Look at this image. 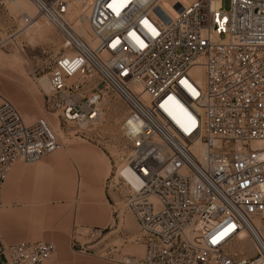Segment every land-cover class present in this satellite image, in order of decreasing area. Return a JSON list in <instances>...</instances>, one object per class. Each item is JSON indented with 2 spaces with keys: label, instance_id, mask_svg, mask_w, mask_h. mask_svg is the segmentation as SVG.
Listing matches in <instances>:
<instances>
[{
  "label": "built area",
  "instance_id": "built-area-1",
  "mask_svg": "<svg viewBox=\"0 0 264 264\" xmlns=\"http://www.w3.org/2000/svg\"><path fill=\"white\" fill-rule=\"evenodd\" d=\"M28 1L34 13L18 12L10 34L44 18L60 37L47 95L59 122L98 124L108 96L126 108L118 161L134 180L115 168L106 188L144 249L110 264H264V0H192L166 24L148 0ZM58 142L47 119L25 122L0 94V206L14 161L42 159ZM54 252L50 241L0 238V264H58Z\"/></svg>",
  "mask_w": 264,
  "mask_h": 264
},
{
  "label": "rangeland",
  "instance_id": "rangeland-1",
  "mask_svg": "<svg viewBox=\"0 0 264 264\" xmlns=\"http://www.w3.org/2000/svg\"><path fill=\"white\" fill-rule=\"evenodd\" d=\"M191 1L148 0L147 6L165 24ZM221 5L228 9L230 0H221ZM31 6L28 0H0V94L25 122L47 119L59 142L42 159L14 161L2 188L0 238L5 244L50 241L55 247L52 260L58 264H110L119 252L141 255L143 243L128 239L138 233L134 220L124 212L115 217L106 188V179L118 164L115 154L125 150L121 122L126 108L108 96L98 124L65 126L59 122L47 104L50 89L38 78H48L50 56L62 46L60 37L44 18L36 19L24 34H10L18 23V12L33 14ZM75 25L93 45L87 19L79 18ZM192 72L202 79L201 67ZM96 226L103 227L100 233ZM245 241L242 245L249 247Z\"/></svg>",
  "mask_w": 264,
  "mask_h": 264
},
{
  "label": "bare ground",
  "instance_id": "bare-ground-1",
  "mask_svg": "<svg viewBox=\"0 0 264 264\" xmlns=\"http://www.w3.org/2000/svg\"><path fill=\"white\" fill-rule=\"evenodd\" d=\"M28 3H29V5L31 6V4H30V2L28 1ZM187 4H189V3H187ZM186 4V5H187ZM217 4H219V0L217 1ZM186 5H184L183 7H182V9L186 6ZM31 7H33V6H31ZM157 7V6H156ZM33 9V8H32ZM158 9V8H157ZM181 9V10H182ZM180 10V11H181ZM34 11V10H33ZM179 11V12H180ZM178 12V13H179ZM172 19V18H171ZM170 19V20H171ZM43 20V19H42ZM169 20V21H170ZM168 21V22H169ZM166 24V23H165ZM78 31V30H77ZM82 35V34H81ZM8 37V36H7ZM10 37V36H9ZM12 37V36H11ZM82 37L84 38V40L85 41H87L90 45H92V43L91 42H89V40H87L83 35H82ZM91 38L93 39V37H92V34H91ZM5 40V39H4ZM3 40V41H4ZM2 42V41H1ZM0 42V43H1ZM38 81H39V83L45 88V89H50V85H49V80H48V78H47V76H41V77H39L38 78ZM49 122V121H48ZM28 123V122H27ZM50 123V122H49ZM50 125H51V123H50ZM51 127H52V125H51ZM53 128V127H52ZM202 149H203V147H202V145H199V146H197L196 147V150L197 151H199V152H201L202 151ZM115 155H118V156H120V155H123V152H121V153H118V154H115ZM33 162V161H32ZM13 165V164H12ZM117 165H119V166H117ZM116 165V172L117 173H119V174H123V176H125L127 179H129V180H131V181H133L134 179H132V174L130 173V171H129V169L127 168V166L126 165H124V164H121L119 161H118V164ZM9 174V173H8ZM124 213H126V212H124ZM126 214H128V213H126ZM129 215V214H128ZM130 216V215H129ZM121 217V216H120ZM131 217V216H130ZM132 218V217H131ZM133 219V218H132ZM120 221H122V220H120ZM118 222H119V220H118ZM121 224V223H120ZM96 227H98V226H96ZM137 227V226H136ZM98 228H100V229H103V227L101 228V227H98ZM97 231H99V230H97ZM242 238H243V236H244V234L243 233H241V235H240ZM138 238H140V235H139V232L136 234V235H132L131 237H129L128 239H130V240H133L132 242L134 243V244H137V243H141V241H139V240H137ZM23 241V240H22ZM47 241V240H46ZM18 242V241H17ZM15 243V242H14ZM144 249V248H143ZM128 254H131V253H128ZM131 255H135V256H137V257H141L142 255H143V252H142V254L141 255H136V254H131Z\"/></svg>",
  "mask_w": 264,
  "mask_h": 264
},
{
  "label": "crops",
  "instance_id": "crops-1",
  "mask_svg": "<svg viewBox=\"0 0 264 264\" xmlns=\"http://www.w3.org/2000/svg\"><path fill=\"white\" fill-rule=\"evenodd\" d=\"M14 243V242H13Z\"/></svg>",
  "mask_w": 264,
  "mask_h": 264
},
{
  "label": "snow or ice",
  "instance_id": "snow-or-ice-1",
  "mask_svg": "<svg viewBox=\"0 0 264 264\" xmlns=\"http://www.w3.org/2000/svg\"><path fill=\"white\" fill-rule=\"evenodd\" d=\"M215 242V241H214Z\"/></svg>",
  "mask_w": 264,
  "mask_h": 264
}]
</instances>
